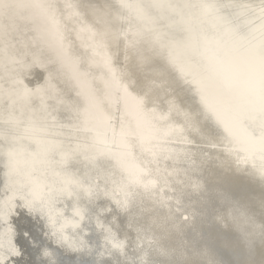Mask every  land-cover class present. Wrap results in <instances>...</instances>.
<instances>
[{
    "label": "bare ground",
    "instance_id": "1",
    "mask_svg": "<svg viewBox=\"0 0 264 264\" xmlns=\"http://www.w3.org/2000/svg\"><path fill=\"white\" fill-rule=\"evenodd\" d=\"M242 1L264 6V0H208L219 4L240 30L242 22L232 20L241 15ZM5 2L13 7L0 9V264L104 263L94 257L105 245L104 227L121 231L120 223L110 221V212L119 210L120 196L97 192L79 227L58 223L71 219L83 199L69 193L71 177L78 181L76 175L85 171L89 177L90 171L112 187L124 178L123 168L97 142L95 131L74 134L71 142L64 128L97 108L132 119L165 156L162 166L147 162L140 172V160L146 158L138 143L129 141L140 189L128 211L139 207L141 213L136 221L141 230L132 233L131 242L138 235L152 237L151 242L166 246L170 264H264V185L254 175L249 154L240 150L226 121L175 75L156 48L135 42L134 35H120L129 23L111 0ZM258 104L264 116L263 102ZM29 125L45 128L46 135L58 140L54 152L72 144L87 157L85 163L64 162L57 153L56 177L41 196H32L27 188L25 158L38 147ZM85 181L89 179L78 183ZM165 189L174 193L173 206L165 193L160 195ZM45 203L64 205L56 222L72 238L63 240L56 225L47 222ZM102 207L111 211L98 210L99 224L95 214ZM87 238L86 248L80 247ZM183 243L189 248L181 258L176 247ZM132 244L127 264L147 249L143 242ZM155 247L148 252L163 250ZM112 256L118 257L114 249Z\"/></svg>",
    "mask_w": 264,
    "mask_h": 264
},
{
    "label": "water",
    "instance_id": "2",
    "mask_svg": "<svg viewBox=\"0 0 264 264\" xmlns=\"http://www.w3.org/2000/svg\"><path fill=\"white\" fill-rule=\"evenodd\" d=\"M111 2L118 8L122 20L126 19L129 23L120 31V35H134L135 42L146 41L156 48L175 75L216 113L218 119L226 121L224 123L238 139L240 150L249 154L248 161L254 169L256 179L264 185V116L260 115L257 109L259 102H263L264 105V6L250 1L238 3L242 5L238 11L241 15L235 16L232 22H236L237 19L241 21L243 28L240 30L236 24L234 26L230 22L229 14H223L219 4L213 5L208 0H111ZM261 107L260 110L264 108ZM90 111V116L85 113L84 118L64 123V128L71 133L70 141L74 139V134H82L90 129L95 131V139L99 140L97 142H100L101 146H106L108 154L115 156L116 162L123 168L124 178L120 184L116 183L119 186L112 187L106 183L104 186L103 182L97 180L96 174L90 171L89 177L85 175V171L81 172V175H76L78 181L83 178L89 179L85 181V185H80L71 177L72 186L69 193L75 198L79 196L83 199L77 202L71 219L58 223L62 226L79 227L85 220L88 203L99 196L97 192L105 193L109 197L111 192L112 196H120L119 206H115L119 210L111 211L109 207H102L96 209L95 218L101 224L97 215L98 210H102V213L111 211L110 221L113 225L115 221L120 223L121 231L116 227L118 232L104 227L105 245L96 252L94 258L100 259L103 264H127L124 260L128 258L127 253L132 248V243L140 246V242H143L147 249L134 259L133 264H152L153 259H156L155 264H170L166 260V246L155 244L156 240L151 242L152 237L138 235L134 242L130 240L132 233L136 234L141 230L136 223L141 215L140 208L128 211L135 201L137 190L140 189L135 179L138 170L133 172L132 169V166L137 168L138 164L132 165L135 158L131 154V146L138 143L140 153L146 158L139 159L144 164L141 163L143 166H140V172L145 171L147 162L162 166L165 160L164 155L160 156L162 149L156 151L152 144V136L135 126L136 123L132 119L131 123L128 119L119 118L114 113L104 112L98 108ZM90 120L91 123L88 124ZM44 129L29 125V130L34 134V140L38 145L37 149L25 158L28 163L25 172L28 177L27 188L32 196H41L52 186L56 177L54 160L59 158L57 153L63 155L61 160L64 162L75 159L85 163L87 160L84 154L81 155L82 148L72 144L54 152V147L59 144L58 140L46 135ZM130 140L133 141V145L131 142L129 144ZM162 152L164 154V151ZM127 158L133 159L127 164L124 163ZM71 174L66 170L67 177ZM46 176L49 177L45 178ZM156 178L162 186L158 176ZM74 183L76 184L73 185ZM164 193L168 203L173 206L174 193L165 189L160 195ZM63 206L45 203L42 209L47 222L56 225V232H60L61 238L65 240L72 238L73 233L61 232L60 225L56 222V217L63 211ZM121 213L125 215L123 220H120ZM181 213L184 218V213ZM62 226L61 228H64ZM181 240L183 241V238L178 239V242ZM88 242L90 240L87 238L80 247L86 248ZM178 242L175 246L179 244ZM185 245L176 247L177 256L181 258L186 256L189 246ZM155 246L163 247V250L150 254L148 250L151 247L156 248ZM110 247L115 250L118 257L112 256L113 249Z\"/></svg>",
    "mask_w": 264,
    "mask_h": 264
},
{
    "label": "snow or ice",
    "instance_id": "3",
    "mask_svg": "<svg viewBox=\"0 0 264 264\" xmlns=\"http://www.w3.org/2000/svg\"><path fill=\"white\" fill-rule=\"evenodd\" d=\"M11 7H13L12 4L5 2V0H0V9H8Z\"/></svg>",
    "mask_w": 264,
    "mask_h": 264
}]
</instances>
